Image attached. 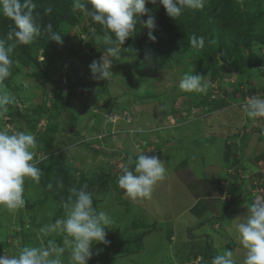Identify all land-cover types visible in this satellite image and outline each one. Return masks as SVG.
<instances>
[{
    "label": "rangeland",
    "instance_id": "obj_1",
    "mask_svg": "<svg viewBox=\"0 0 264 264\" xmlns=\"http://www.w3.org/2000/svg\"><path fill=\"white\" fill-rule=\"evenodd\" d=\"M44 1L0 0V264H235L244 233L264 264V155L202 176L194 140L172 172L197 175L169 181L162 161L197 105L234 152L263 125L264 0Z\"/></svg>",
    "mask_w": 264,
    "mask_h": 264
},
{
    "label": "crops",
    "instance_id": "obj_2",
    "mask_svg": "<svg viewBox=\"0 0 264 264\" xmlns=\"http://www.w3.org/2000/svg\"><path fill=\"white\" fill-rule=\"evenodd\" d=\"M200 106L201 105H197L196 107L193 108V110L188 111V113L186 112L187 115L186 116L182 115L181 119L176 118V120L174 119V121H171L173 119H170V121H169V122H172L173 124L175 121H180L178 124H180V127H181V137H177V138L174 137V139L181 140V142L183 143L184 146L187 145V148H185L186 151L184 152V154L182 151L178 152V150H177L178 153L175 152L176 154H174L176 156H170L169 155L170 157H167V156L165 157V155L167 153H169L168 152L169 150H168V151H166V154L162 157L163 158L162 161H164L165 165H169L166 169L164 168L167 171L163 175V179L166 181H169L172 177L180 178L179 177L180 175L182 177L184 176V178H186L185 176H188V175H190V177H194L195 175H197L194 173V171H192V169L189 168V166H187V165H189L188 163H187L186 167H183L182 170L179 169V171H177L179 173L172 172L173 171L172 169L177 162H181V161L185 162L187 160L186 155L188 154V151H190V149H192L193 159H195L196 156L194 155V149H193V147L190 146L194 140L196 142L200 141V143L204 145V147L201 148V151H200V157H202V159H205V161H206V164H202L200 162V168H202L204 171L203 172L202 169H200L202 176L211 177V175L205 174L207 171H209V173H212L213 175H217L220 172L222 166H224L226 162H227L226 164H229L231 166H235L236 161L239 160V162H242L243 165H245V166L251 165V164L253 166L254 161L259 160V158L257 156L259 154L264 155V153H263L264 152V146H263L264 145V123L262 126L252 128L250 125H252L251 123L253 121L251 118L247 117L250 115L247 113H244L243 114L244 117L249 119V122H247V124L244 120L242 121V123H245L248 126V133H247L248 136H246L245 134L240 135L242 138V141L239 140L236 144L241 146V148H237L236 151L234 152L233 148L229 147L231 149L230 150L228 149V144L225 143L226 141H224V137L234 135L236 133V130H237L236 127H231L230 123L229 124H226L224 122L221 123L222 121L219 122V120H218V122H215V123L212 122L214 120L213 117L220 116V114L212 115V118H211V116L207 118V115L206 116L204 115L203 117L197 116L199 113L197 111L199 110ZM201 107H203V106H201ZM194 116H196V117H194ZM185 117H187L188 119H184ZM189 117H191V118H189ZM166 118H167V116H166ZM189 119H191V120L189 121ZM149 120H150V118H149ZM166 120L167 119H163L161 121H163V123H167L168 120L167 121ZM139 123H140V127H143L142 123L141 122H139ZM189 124H190V126H189ZM183 126H186L187 129H183L182 128ZM175 129H174V131L178 130L177 128H175ZM186 130H188V131L193 130V135H192L193 139H189V138L186 139V137L184 135V133L186 135H188L186 133L187 132ZM174 131L168 133L164 129L163 134H160V136H158V138H156L157 140L151 139V138H154L156 136L155 133H153L152 131L150 132L148 138L144 139V137L141 136L143 142H142V145H140V147H139L138 154L144 153V150H146L147 148L151 149L152 146H154V144L158 145L157 144L159 142L158 139H160L161 136H165V138H166V136L171 137L172 135H176V134L178 135L179 132L176 133ZM170 133H171V136H170ZM148 139H150L151 141ZM164 142L166 143V142H168V140H166ZM209 143H211V144H209ZM132 144H133L132 150L134 151V149H135L134 144L135 143L132 142ZM173 144H172V146L174 147V145H176V144H174V145ZM169 145H170V143H169ZM223 145L225 147H223ZM262 146H263V148H262ZM260 148H261V150L263 149V151H260ZM206 149H212V150L210 153L206 154L205 153ZM161 150H162V148H161ZM127 151H130V150L127 149ZM229 152H231L230 155H229ZM159 155H161V154H159ZM149 159H151V158H149ZM154 159L156 160L157 158L155 157ZM155 160H152V162H155ZM196 160H197V158L195 159V161ZM170 161H171V163H169ZM208 166H209V168H207ZM159 168H160L159 166H156V168H152V169L149 168L148 170H142L140 167H136V169H135L136 171H134V172L137 175V177H136L137 180L136 179L135 180H136V183L139 185V187L142 190L146 189L149 184H152L154 182V180H155L154 177H156L155 172L159 171ZM152 171H153V173H151ZM256 172H258V171H256ZM172 173H174V174H172ZM198 176H200L199 173H198ZM218 176H221V173H219ZM204 179L206 180V178H204ZM213 179H214V180H212L213 186H215L216 180H215V178H213ZM205 180H203V181H205ZM147 181H148V184H147ZM130 192H131L130 188H128V190L125 191V194H128V196H129L128 200L131 201L132 204L129 202H127V203L133 205V201L135 202V198H134V200H132V198L129 195ZM176 197H178V195ZM83 205H84V206H82L83 209L84 208L86 209L87 208V207H85L86 202ZM118 206L119 205L112 206V207L117 208ZM78 208L79 207L72 208V206L67 207V209L65 210L66 216L64 215V217L66 218V217H68V215H71V217L73 218V214L75 212H77ZM122 211H123V213H125L124 210H122ZM232 240L234 241V248H233L234 251H232L230 254H228L227 255L228 257H225V259H227L230 263L233 262L235 264H250L251 263L249 261V260H251L250 256L254 255L252 248H251L252 241H251L250 237L245 235V233H244V234H239V236H235V237L233 236L231 241ZM249 242H250V244H249ZM239 250L242 251V254H240L241 256L238 255ZM258 253H260V255H259L260 257L264 256L262 250H261V252H257V254L255 256H258ZM232 254L235 256V260H232V258H231ZM236 258H238V259H236Z\"/></svg>",
    "mask_w": 264,
    "mask_h": 264
},
{
    "label": "trees",
    "instance_id": "obj_3",
    "mask_svg": "<svg viewBox=\"0 0 264 264\" xmlns=\"http://www.w3.org/2000/svg\"><path fill=\"white\" fill-rule=\"evenodd\" d=\"M45 1H49V2H50L51 0H45ZM45 1H44V2H45ZM40 6H41V5H40ZM3 39H6V38L3 37ZM64 194H65V193H64ZM56 200H57V201H61V200H63V199L61 198V196H58V197L56 198ZM63 201H65V200H63ZM70 203H71V202L69 201L68 205H67V203H66V204H63V203H62V204H59V205H64V208L67 209V207H69Z\"/></svg>",
    "mask_w": 264,
    "mask_h": 264
},
{
    "label": "built area",
    "instance_id": "obj_4",
    "mask_svg": "<svg viewBox=\"0 0 264 264\" xmlns=\"http://www.w3.org/2000/svg\"><path fill=\"white\" fill-rule=\"evenodd\" d=\"M3 152H4L3 147L0 146V154L3 153Z\"/></svg>",
    "mask_w": 264,
    "mask_h": 264
}]
</instances>
